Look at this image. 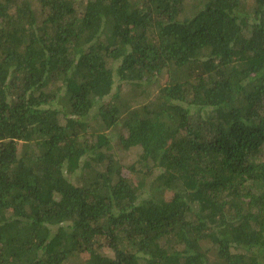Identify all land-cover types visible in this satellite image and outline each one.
Masks as SVG:
<instances>
[{
  "label": "trees",
  "instance_id": "1",
  "mask_svg": "<svg viewBox=\"0 0 264 264\" xmlns=\"http://www.w3.org/2000/svg\"><path fill=\"white\" fill-rule=\"evenodd\" d=\"M0 264H264V0H0Z\"/></svg>",
  "mask_w": 264,
  "mask_h": 264
},
{
  "label": "rangeland",
  "instance_id": "2",
  "mask_svg": "<svg viewBox=\"0 0 264 264\" xmlns=\"http://www.w3.org/2000/svg\"><path fill=\"white\" fill-rule=\"evenodd\" d=\"M196 0H187L188 6L195 4ZM189 11V10H188ZM166 78V73L163 72L160 76L156 77L150 85L143 88L128 86V84L123 83L119 80L118 76L115 74V83L113 89L111 91V95L115 92L119 91L121 98L126 101L129 107H137L141 106L143 103L149 101L151 97L155 94L157 87L159 84L163 83V80ZM108 135L113 145V152L119 158V160L124 164H131L135 160L139 149L138 148H130L128 150H124L120 148L119 138L121 135H125V128L121 123L116 124L111 129L108 130Z\"/></svg>",
  "mask_w": 264,
  "mask_h": 264
}]
</instances>
